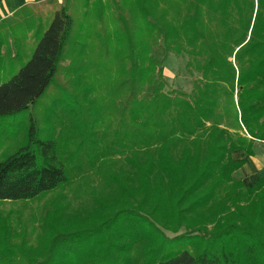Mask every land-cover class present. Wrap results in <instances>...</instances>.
<instances>
[{"label":"trees","instance_id":"16d2710c","mask_svg":"<svg viewBox=\"0 0 264 264\" xmlns=\"http://www.w3.org/2000/svg\"><path fill=\"white\" fill-rule=\"evenodd\" d=\"M47 1L53 2L51 16L23 62L17 48H8L17 44L14 22L28 33L38 17L29 8ZM169 1L186 4L183 23L174 31L157 16L153 0H132L143 16L145 37L122 0H75L74 5L43 0L16 7L0 20V71L5 59L21 62L8 79L0 76V117L28 111L45 95L74 39L75 14L99 22L91 40L101 59L108 56L115 76L107 93L122 112L117 138L122 158H116L114 150L101 153L96 138H102L103 126L95 114L100 106L91 95L80 101L66 96L58 103L63 110L74 106L70 113L76 111L79 135L95 117L89 162L116 186L104 195L92 189V206L86 201L68 215L48 209L59 220L75 219L61 225L46 221L34 246L25 229L7 227L0 218V264H264V177L251 185L233 179L245 160L231 156L235 150L253 155L254 142H264V0ZM202 12L219 14L217 30L206 31L209 19L204 22ZM105 13L116 20L115 37L124 38L123 45L109 46ZM86 30L78 28L77 61L85 56ZM152 46H160L159 52ZM169 53H187L186 66L200 73L191 93L164 91L162 62ZM84 105L94 112L86 119L79 110ZM32 117L28 143L0 160V202L29 201L72 184L56 140L41 135ZM78 181L77 187L79 175ZM162 229L184 234L167 239Z\"/></svg>","mask_w":264,"mask_h":264},{"label":"rangeland","instance_id":"374dc122","mask_svg":"<svg viewBox=\"0 0 264 264\" xmlns=\"http://www.w3.org/2000/svg\"><path fill=\"white\" fill-rule=\"evenodd\" d=\"M64 1L65 0H57V3L59 2L63 4ZM154 1L155 0H153L152 4L156 8L153 7V10L157 13V16L161 17L163 24H170L172 31L175 30L177 25L183 23L182 20L186 13L185 2L177 4L176 1L172 3L169 1V3L166 4L167 0H158V2ZM34 2L37 3L40 1L31 0L29 3ZM74 2L75 0H72L73 5ZM131 2L132 0H122L124 11L129 13L131 17L134 18V21L139 22L140 35L145 37L146 31L144 30L143 16L137 11H134ZM52 6L53 2L47 1L29 8L31 10L30 14H34L38 17L36 21H30L32 28L28 33L26 31V26L21 24L18 20H15L14 26L18 28L17 44L13 46L9 43L8 48L10 51H15L17 48V52L22 54L23 60L20 59L21 61H26L28 55L30 56L32 53L38 38L42 34L41 31L46 27L47 21L51 16ZM217 15L208 14L206 16L202 12L201 18H204L203 21L205 22L209 19L205 22L207 32L219 28L216 23L219 14ZM104 19L106 29L110 31L109 40H107L109 46L114 48L118 45H123L124 38L122 39L120 36L119 38L115 37L118 35V32H116V29L118 28L115 23L116 20L106 13L104 14ZM87 21L88 22H84L77 14H75V27L73 29L74 39L72 43L70 42L68 44L64 57L58 67L55 79L42 99L28 111L25 110L17 114L0 117V160L17 148L28 143L30 115H32L36 119V126L38 127L40 134L52 136L56 140L59 150V158L67 168L68 175L72 176V184L61 186L39 198L29 201L17 200L0 202V218H4L5 223H3L5 226L13 227L18 231L25 229V231H27V243H30L32 246H34L39 238L42 240L41 237H43L42 235L44 233L43 226H45L46 221H49L52 225H56V223L61 225L63 221H74L75 219L66 216L62 220H59L53 213H51L52 210L50 211L48 209L54 207L56 210H62L65 215H68V213L72 212L76 207L85 204L86 201L92 206L91 201H93V199H91L89 195L93 194L91 192L92 189H95L96 192L97 189H100V195H104L109 193L112 189L111 186H116L111 185L108 180L102 178L101 174L97 172L95 165L90 164L89 162V158L94 155L92 152L93 149L89 147L87 142L88 140H91L90 136L92 127H90V125L93 124L95 117L92 116L91 120L86 121L85 127H83L84 133L79 135L80 127L78 124L76 125V123H73V120L76 121V111L70 113L74 106L69 105L71 109L64 110L58 106V103L66 96L70 99L73 98V101H80L83 100L81 98L84 97L83 94L91 95L90 99L96 100L100 106V108L97 106L94 108H98L95 109L97 111L95 114L97 118H100L99 121L102 122L101 126H103L101 131H99L102 138H96V140H100L99 142L102 148L101 153L104 151L106 155L107 152L109 153V151H111L112 153V150H114L113 155L115 154L114 156L116 158H122L119 151L120 149H118L119 143H117V138L122 133V127L119 123L122 112L118 105V100L116 101V98H114L112 103H110L109 95L107 93V89L115 74L107 64L108 56L105 59H101L100 54L97 49H95L98 44H95L96 42L92 43L93 41L91 40L97 33L96 28L99 25V22H97L91 15L88 17ZM86 26L87 30L85 34L88 35L84 42V45L87 46V48H85L86 59L85 56H82V59H80L81 62L85 59L83 67L80 61H77V54L75 51L78 50L76 44L78 38H80L78 37V28L85 29ZM34 33L35 35L33 36ZM74 41H76V43H74ZM159 47L160 46H152L154 53L159 52L157 51ZM230 58L232 59L233 57ZM188 59L189 57L187 53L181 55L169 53L167 56H164L162 62L163 79L166 84L164 91L171 93L172 91L182 90L187 94L191 93L193 83L198 81L201 75L194 66H190V68L186 66ZM20 63L21 62H14L11 57L7 60L5 59L3 65H1V79H8L13 74L12 72L14 70H18ZM79 64L81 70L76 69V65ZM106 65L109 66V68L106 67ZM87 86L91 89H86ZM67 104H65L66 107H68ZM90 106L91 105H84L79 109L83 113H81V116L85 119L94 114L93 110H90ZM99 132H95L96 137L97 135H100ZM257 148L260 152H264V148H261V145H257ZM108 172L109 170L107 171V174ZM77 174L79 175V178H82L81 185L78 187L76 186L79 183V181L77 182ZM47 213H50L51 216L48 217ZM81 215L83 216L84 213L81 212ZM132 228V233L134 235V231L136 230L135 226H132ZM161 232L167 239L173 240L184 234L183 229L177 230L176 232L162 229ZM76 235H78L77 232H70L69 236ZM64 246L65 244L61 243L60 247L57 248L58 251H61V249L63 250Z\"/></svg>","mask_w":264,"mask_h":264},{"label":"crops","instance_id":"0c3cea01","mask_svg":"<svg viewBox=\"0 0 264 264\" xmlns=\"http://www.w3.org/2000/svg\"><path fill=\"white\" fill-rule=\"evenodd\" d=\"M23 1V2H22ZM0 0V20L11 15L14 8L29 3L31 0ZM43 1V0H39ZM257 145L264 148V144L255 141L253 144V155H247L243 150H235L231 156L235 160L244 159L245 163L232 173L235 180H241L245 185L253 184L258 177H264V152H260Z\"/></svg>","mask_w":264,"mask_h":264},{"label":"built area","instance_id":"2783aa9c","mask_svg":"<svg viewBox=\"0 0 264 264\" xmlns=\"http://www.w3.org/2000/svg\"><path fill=\"white\" fill-rule=\"evenodd\" d=\"M262 143H264V142H262Z\"/></svg>","mask_w":264,"mask_h":264}]
</instances>
